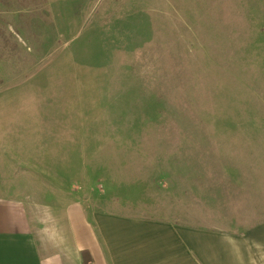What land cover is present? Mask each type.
<instances>
[{"label":"rangeland","instance_id":"374dc122","mask_svg":"<svg viewBox=\"0 0 264 264\" xmlns=\"http://www.w3.org/2000/svg\"><path fill=\"white\" fill-rule=\"evenodd\" d=\"M0 197L264 222V0H0Z\"/></svg>","mask_w":264,"mask_h":264},{"label":"crops","instance_id":"0c3cea01","mask_svg":"<svg viewBox=\"0 0 264 264\" xmlns=\"http://www.w3.org/2000/svg\"><path fill=\"white\" fill-rule=\"evenodd\" d=\"M48 236L22 202L0 197V264H264V222L209 229L92 210L72 201ZM47 227V225H45ZM45 233V234H44Z\"/></svg>","mask_w":264,"mask_h":264},{"label":"trees","instance_id":"16d2710c","mask_svg":"<svg viewBox=\"0 0 264 264\" xmlns=\"http://www.w3.org/2000/svg\"><path fill=\"white\" fill-rule=\"evenodd\" d=\"M82 256H83V264L90 263L91 259H90L89 254L86 251L82 252Z\"/></svg>","mask_w":264,"mask_h":264}]
</instances>
